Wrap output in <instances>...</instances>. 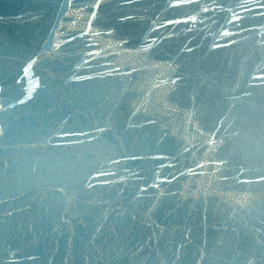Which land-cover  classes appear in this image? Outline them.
<instances>
[{"label": "water", "instance_id": "water-1", "mask_svg": "<svg viewBox=\"0 0 264 264\" xmlns=\"http://www.w3.org/2000/svg\"><path fill=\"white\" fill-rule=\"evenodd\" d=\"M0 264H264V0H0Z\"/></svg>", "mask_w": 264, "mask_h": 264}]
</instances>
